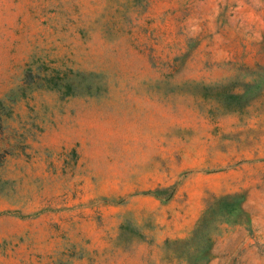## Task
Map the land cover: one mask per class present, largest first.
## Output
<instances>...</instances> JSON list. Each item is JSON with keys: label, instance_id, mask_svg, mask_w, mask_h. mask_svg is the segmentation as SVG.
Wrapping results in <instances>:
<instances>
[{"label": "rangeland", "instance_id": "rangeland-1", "mask_svg": "<svg viewBox=\"0 0 264 264\" xmlns=\"http://www.w3.org/2000/svg\"><path fill=\"white\" fill-rule=\"evenodd\" d=\"M0 264H264V0H0Z\"/></svg>", "mask_w": 264, "mask_h": 264}, {"label": "trees", "instance_id": "trees-1", "mask_svg": "<svg viewBox=\"0 0 264 264\" xmlns=\"http://www.w3.org/2000/svg\"><path fill=\"white\" fill-rule=\"evenodd\" d=\"M1 103V101H0ZM3 155H4V151L2 149H0V163H1V160L3 159Z\"/></svg>", "mask_w": 264, "mask_h": 264}]
</instances>
